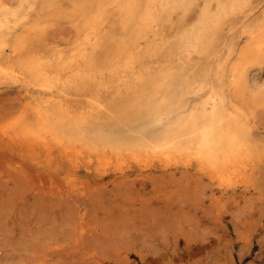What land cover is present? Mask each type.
Listing matches in <instances>:
<instances>
[{
	"label": "rangeland",
	"instance_id": "1",
	"mask_svg": "<svg viewBox=\"0 0 264 264\" xmlns=\"http://www.w3.org/2000/svg\"><path fill=\"white\" fill-rule=\"evenodd\" d=\"M3 1L7 7L18 5V0ZM43 1L36 0L22 19L26 23L17 33L24 48L12 54L11 63L23 54H48L55 45L63 55H70L82 39L74 26L82 15L72 0ZM205 1L195 0L189 10H177L164 21L167 39L172 41L180 27L193 25ZM215 2L209 0L212 8ZM263 12L264 0H247L243 9L224 17L215 47L204 52H184L165 60L164 51L159 50L157 55L144 56L148 47L141 45L137 49L141 54L123 71L127 73L123 82L140 83L170 69L200 75L227 56L230 41L241 45L243 30L254 27ZM108 20L111 25L112 17ZM209 29L214 32L215 27ZM119 30V26H107L102 31L103 39L91 51L94 61L114 44ZM105 34L113 39L107 40ZM6 47L0 54L2 65L11 56ZM253 67L261 83L264 61ZM106 79L98 86L84 84V89L65 81L63 90L55 89L56 99L72 113L81 111L86 127L106 132L118 124L122 135H127L136 125L132 124L135 118L131 117V124L129 119L119 124L110 109L114 100L119 102L131 93L123 82ZM2 80L0 264H264V101L247 109L248 95L233 96L256 150L254 159L243 167L245 174L238 168L231 182L198 170L192 161H166L151 152L136 159L129 153L117 155L108 146H82L76 164L71 163L63 152L64 138L44 133V144L30 133H11L8 125L15 118L35 122V102L48 94L34 85ZM36 105L41 110L48 107ZM100 151L103 155L99 156Z\"/></svg>",
	"mask_w": 264,
	"mask_h": 264
},
{
	"label": "bare ground",
	"instance_id": "2",
	"mask_svg": "<svg viewBox=\"0 0 264 264\" xmlns=\"http://www.w3.org/2000/svg\"><path fill=\"white\" fill-rule=\"evenodd\" d=\"M35 1L18 0L16 7H7L0 0V54L7 45L8 36L13 35L11 44L6 47L11 56L6 65L0 61V80L5 78L34 85L48 94L47 97L42 95L44 98L40 96V101L35 102L33 124L22 123L18 118L10 121L8 129H12V134L30 133L37 140L41 137L40 141L44 144H47L42 136L44 133H50L58 140L64 138V155L74 164L82 146L90 149L101 146L106 149L108 146L107 149L117 155L129 153L136 159L151 152L166 161H192L198 170L210 173L219 180L226 178L231 181L238 168L245 174L247 168L243 167L254 159L256 143L250 138L248 122L241 119L242 110L232 99L239 94L248 95L247 109L264 101V91H259L264 90V79L258 82L259 71L253 67L264 61V12L254 27L243 30L241 45L235 46L232 41L229 44L227 41V56L219 60L214 68L209 67L200 75L191 76L170 69L164 73L159 71L153 78L140 83H124L127 73L123 71L141 54L137 51L141 45L148 47L144 56H149L150 52L157 55L159 50L164 51L165 60L175 54L213 49L224 17L243 9L247 0H216L213 8L206 0L193 25L180 27L172 41L167 39L163 22L169 21L171 14L177 10H189L195 0H72L82 15L74 24L82 37L75 52L65 56L55 45L54 51L51 49L48 54H23L11 63L15 52L24 48L17 29L25 25L26 21L22 19ZM43 2L50 3L51 0ZM109 16L112 17L111 25H108L109 20L106 22ZM107 26H119V35L114 44L105 47L101 59L94 61L90 57L91 51L99 46L103 39L102 31H106ZM210 27H215L214 32L210 31ZM149 34L151 42L145 45ZM105 37L113 39L106 34ZM252 67L255 72H252ZM110 77L115 82H123L131 93L119 102L112 101L110 109L112 118L118 123L128 119L130 124L135 121L132 124L136 125L132 131L127 130V135H122L118 124H112L106 132L99 127H86V116L81 115V111L80 114L72 113L63 101L56 99L55 89L63 90L65 81L74 88L84 89V84L98 86L105 84L103 79L109 81ZM194 99L196 101L193 102ZM39 103L50 108L41 110L36 105ZM132 116L135 119L131 120ZM100 153L99 156L103 155Z\"/></svg>",
	"mask_w": 264,
	"mask_h": 264
}]
</instances>
